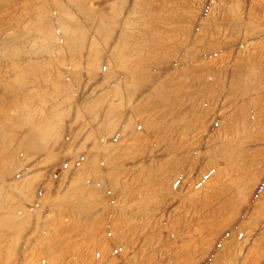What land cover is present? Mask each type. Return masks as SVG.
<instances>
[{
  "label": "rangeland",
  "instance_id": "1",
  "mask_svg": "<svg viewBox=\"0 0 264 264\" xmlns=\"http://www.w3.org/2000/svg\"><path fill=\"white\" fill-rule=\"evenodd\" d=\"M43 1L0 34V264H264V0Z\"/></svg>",
  "mask_w": 264,
  "mask_h": 264
},
{
  "label": "bare ground",
  "instance_id": "2",
  "mask_svg": "<svg viewBox=\"0 0 264 264\" xmlns=\"http://www.w3.org/2000/svg\"><path fill=\"white\" fill-rule=\"evenodd\" d=\"M17 1L18 0H0V34H1V32H3V30H5L4 29V25H3V20L5 18H9V17L12 18L15 15H19L18 20L20 22H24V21H27V20H32L31 17H32V14L34 13L33 9H39V4L38 3L39 2L40 3L44 2L43 0H20L18 2ZM67 1L71 3V0H67ZM14 3H17V4H14ZM56 10L59 11L60 13H64L67 9L63 8L58 3L57 6H56ZM182 10H184V9H182ZM19 13H21V14H19ZM14 27H15V25H13L11 23V24L7 25L6 31L12 30V29H14ZM0 47L4 48L5 47L4 43H0ZM41 54H42V52H41ZM237 184H238V182L235 183L234 185L236 186Z\"/></svg>",
  "mask_w": 264,
  "mask_h": 264
}]
</instances>
